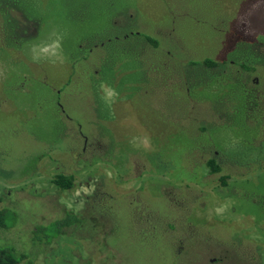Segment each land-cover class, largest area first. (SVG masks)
Listing matches in <instances>:
<instances>
[{
    "label": "rangeland",
    "instance_id": "374dc122",
    "mask_svg": "<svg viewBox=\"0 0 264 264\" xmlns=\"http://www.w3.org/2000/svg\"><path fill=\"white\" fill-rule=\"evenodd\" d=\"M28 1L37 19L26 30L32 42L5 49L0 41V209L17 215L0 238L26 255L21 264H264V99L252 106L251 123L230 111L240 105L234 99L264 89V0ZM134 31L160 39L161 52L148 50L142 37L95 49L80 63L105 65L103 80L118 90L103 84L101 100L90 79L86 92L73 91V82L64 104L75 123L67 126L39 80L59 89L79 42ZM248 53L263 61L245 60ZM169 59L171 67L161 68L174 73L169 83L161 73L147 77L151 63ZM206 59L222 65L208 84L206 76L196 82L200 68L182 65ZM21 76L29 90L15 87ZM78 123L90 137L86 150ZM207 123L210 134L200 130ZM216 152L236 165L209 173L206 162ZM237 164L255 177L244 179L250 175ZM59 173L75 177L71 190L55 186ZM186 190L189 224L174 220V202ZM69 218L79 220L76 227L45 248L31 237Z\"/></svg>",
    "mask_w": 264,
    "mask_h": 264
},
{
    "label": "trees",
    "instance_id": "16d2710c",
    "mask_svg": "<svg viewBox=\"0 0 264 264\" xmlns=\"http://www.w3.org/2000/svg\"><path fill=\"white\" fill-rule=\"evenodd\" d=\"M21 5H23L24 7H22ZM28 6V7H27ZM27 8V9H26ZM29 8V10H28ZM30 13H32V11H30V6H29V1L28 0H0V22L2 24V31L0 32V41H2L1 45L5 48V49H20L22 48L24 45H29V43L32 42L33 38L31 35H29V32H27V27H29V22H34L33 20H37V19H33V13L32 15H30ZM18 20V21H17ZM119 24V22L116 20L113 22V27L117 26ZM121 35V34H120ZM114 36V35H105V36H95L91 39L90 42H79V44H77L76 49H72L70 54H71V69H70V73L67 76V79L65 81V83L63 85H61L59 87V89L55 90L50 81L48 80H39V81H43L42 84H44L45 87H48L51 91H52V100L50 101V107L55 110L57 112V117L59 119H61L63 122H65V124H69L70 126L75 123L70 116L67 114L66 109H65V104H64V100L65 97L72 93L75 90H80L82 92H86L85 86L87 85V81L88 79H90V81H93L94 83H96L95 85V90L97 96V99H103V95L101 94V88L103 84L108 85L111 90H118L114 85L111 84L110 81L108 80H103L105 78V65L102 66L100 63L93 65L94 68H90L91 65L89 64V62H87V64H85L83 66L82 63H80L82 60L83 61H87L90 60L91 57L94 55L93 52L95 49L98 48H104V47H111L114 45H119V41L120 38H125V39H136V38H140L142 37L143 40L146 42V48L148 50H158L160 47V39L157 38H153V37H148L146 35H144L143 33L139 32H135L131 35L128 36ZM246 43V42H245ZM247 44V50H252L251 48H253L252 45ZM86 47V48H85ZM244 47V46H242ZM139 48V47H138ZM120 50V49H118ZM253 52H255L254 50H252ZM249 52V51H248ZM82 53V54H81ZM117 54V53H116ZM67 55V53H66ZM75 55V56H74ZM107 55V54H106ZM106 55L104 57V59H106ZM245 57H247L245 60H248L249 58H256V60L258 61H263L262 57H257L255 56V53H248L247 55H244ZM114 57V56H113ZM147 58V57H146ZM238 59V57L236 58ZM173 60V59H172ZM153 61V60H152ZM171 59H169L166 62H161L159 64L156 63H151L150 65V69L147 72V77L149 75V78L153 75L157 76L159 73H161L164 76V79L167 78L169 79V72L170 71H163L161 70V68H165V67H171L170 64ZM228 61V60H227ZM227 61H224V63H228ZM237 62V61H236ZM257 62L255 61V64ZM157 66L156 68L153 69V66ZM182 65L184 67H189V69L192 67H197L200 68L199 69V73L198 75L194 76L196 82H198V77H200L202 79V77L206 76V81L205 83H209V81L212 80H216L218 79V74L221 72V68L222 65H220V63L213 61L211 59H206L203 62H182ZM250 67V68H249ZM247 69H250L249 71H253L256 70L255 65H251L249 66ZM129 71V70H128ZM190 72V71H189ZM191 73V72H190ZM27 75H29V73H26ZM153 74V75H152ZM79 75L81 78V83H77V79L75 78V76ZM31 76L29 79L33 80V74L30 73ZM198 76V77H197ZM22 79H24V83L20 82L17 83V85L15 86L16 88L20 86L21 89H28L25 86L29 85V80L25 77H22ZM75 78V79H74ZM73 82H74V87H76V89H74L72 91V89L70 90V88L73 86ZM99 82V84H98ZM76 84V86H75ZM187 86V89L185 90H191L192 89V84L191 83H187V85H185V88ZM189 87V89H188ZM20 90V89H18ZM70 91V92H69ZM245 92V90H243V93ZM248 96L247 98H243V99H234V100H238L240 102V105H234L233 107L230 108V111L233 112L235 115L237 113H240L239 115H244L245 117H247L249 119V123H251V111H252V106L253 109H257L258 107V102L256 101L257 99H252L254 94L248 90ZM95 101V99H93ZM244 102H249V106L248 108L246 107V104H244ZM226 119V120H225ZM224 122L226 124L229 123L228 119L225 118ZM252 119V118H251ZM68 126V125H67ZM77 126L83 131V140L85 141V146H84V150H86L88 147L87 145H89V140L90 137L87 133L84 132L83 127L78 123ZM200 130L203 131V133L205 131V134L210 133L209 131H211V128L204 126V127H200ZM94 135V134H93ZM94 136H99V135H94ZM102 137V136H101ZM53 149V147H51ZM203 147L198 146V152L199 150H202ZM89 150V149H88ZM205 150V149H204ZM122 156H124L125 154V149L122 148L120 149ZM196 151V149H195ZM203 151V150H202ZM85 153V152H84ZM112 153V151H111ZM113 154V153H112ZM120 154V152H119ZM45 155V154H44ZM105 155V154H104ZM110 157V155H105L103 161H108L107 159ZM222 154H213V156H211L210 159L207 160L206 165L207 168L209 169V173L216 175V174H221L224 169L222 167V164L220 161H224V164H226V162L229 164L230 160L228 158H223ZM111 159L112 155H111ZM98 161H100V159H98ZM235 164L236 163H232ZM231 164V165H232ZM240 167H242L243 169H245V171L247 172V178L244 179H253L254 177L252 176V174L254 173L252 170L253 168H251L249 165H240L237 164ZM264 167V165H262ZM250 169V170H249ZM231 175H227V176H223L225 179H223L222 177V181L221 184L222 185H226V179H229ZM195 177V171L191 172L189 175V179H192ZM198 179V178H197ZM202 179H203V175H202ZM242 179V178H241ZM199 180V179H198ZM201 182V180H199ZM54 184L57 188L66 191V190H71L74 185H75V177L73 175H65L63 173H59L58 175L55 176L54 179ZM191 182H195L194 180H192ZM234 183H237L236 181H234ZM99 184L102 183H98ZM236 194V190L233 192H229L227 193V195L229 196H234ZM226 195V194H225ZM1 202V199H0ZM16 213L13 212L12 210L7 208H3L0 209V235L2 233V231H9V226L8 223L11 224L13 222H16ZM79 220L77 218H69L67 220H63V221H57L55 223H52L50 225H47L46 227H41V228H37L35 231L32 232L31 237L35 238V243H39L40 246L43 245V247L45 248L46 245H48V243L53 240L52 237L54 236H58L61 235L65 229L71 228V227H76V224ZM83 223V222H81ZM51 232V233H50ZM45 233L50 234V237L48 239V236H46ZM43 235V236H41ZM39 237H42V239H39ZM47 238V239H46ZM39 239V240H38ZM10 244L8 245V243L4 242L2 240V238H0V264H21L22 261L25 258V254H20L18 253V251L12 247H9Z\"/></svg>",
    "mask_w": 264,
    "mask_h": 264
},
{
    "label": "flooded vegetation",
    "instance_id": "af4514ba",
    "mask_svg": "<svg viewBox=\"0 0 264 264\" xmlns=\"http://www.w3.org/2000/svg\"><path fill=\"white\" fill-rule=\"evenodd\" d=\"M157 51H160L161 52V46L159 47V49L157 50ZM168 53H170V52H168ZM161 55H162V53H161ZM262 55H264V53L262 54ZM225 73L227 74L226 76L228 77L229 76V73H227L226 71H225ZM160 74V73H159ZM169 78H174V73L173 72H169ZM162 79L164 80V82L166 83V82H170V80L169 79H167V78H163L162 77ZM210 82V81H209ZM254 84H256L257 85V83L259 84V81L257 80V81H255V82H253ZM205 84H208V83H205ZM167 85L165 84V87H166ZM185 91H187V93H189V92H191V90L189 89V90H185ZM251 92L254 94V96H253V98L252 99H264V89H263V87H262V85H261V88H256V90H254V91H252L251 90ZM121 99H116V101H120ZM188 100V102H187V104H190V107H193L192 106V104H193V99H187ZM244 104H246V107L248 108V106H249V102H244ZM234 105H231L230 106V108L231 107H233ZM219 119H221V118H219ZM207 127L209 128H212L211 127V125H209L208 123H207ZM212 131V130H211ZM211 131H209V132H211ZM206 132H208V131H205L204 133H206ZM208 134H210V133H208ZM214 147H216V146H214ZM210 153H212V152H210ZM216 155H217V152L215 153ZM221 162V164H222V167L224 168V166L225 165H231L232 163L231 162H229V164L226 162V164H224V161H220ZM175 190H177V189H175ZM178 191V190H177ZM179 192V191H178ZM163 195H164V191H163ZM165 196V195H164ZM112 198V197H111ZM165 198H166V196H165ZM182 198V200H180ZM189 199H191L192 201H193V198H192V196H191V194L188 192V190H186V191H184V192H182L181 193V196L179 197V199H177L178 201H175L174 202V204L176 205V208H175V213H174V216H175V218H174V220H177V217L178 216H183L182 218H183V220H185L186 221V223L187 224H189L190 223V221H192V218H190V213L188 212V210L186 211V209H187V207H186V205L184 204V201L185 202H187V203H189ZM136 201L138 202V204H139V206H140V208L142 207V203H141V201L139 200V198H137L136 197ZM167 201V200H166ZM172 202H173V200H172ZM170 205L172 206V204L170 203ZM143 208V207H142ZM187 212V213H186ZM189 213V214H188ZM143 214V213H142ZM191 216H193V214L191 215ZM167 219H169V218H167ZM170 220H173L172 218H170ZM173 220V221H174ZM172 222V221H171ZM189 222V223H188ZM163 224H164V226H167L168 228H170V227H172L171 226V223H170V221L169 220H163ZM171 229V228H170Z\"/></svg>",
    "mask_w": 264,
    "mask_h": 264
}]
</instances>
